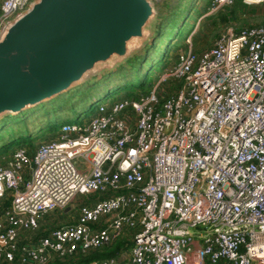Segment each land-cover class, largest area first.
Here are the masks:
<instances>
[{
	"label": "built area",
	"instance_id": "2783aa9c",
	"mask_svg": "<svg viewBox=\"0 0 264 264\" xmlns=\"http://www.w3.org/2000/svg\"><path fill=\"white\" fill-rule=\"evenodd\" d=\"M33 1L2 0L0 34ZM78 195L90 202L77 222L40 236L41 218ZM124 236L131 264H264V24L179 53L148 92L0 157V264H49Z\"/></svg>",
	"mask_w": 264,
	"mask_h": 264
},
{
	"label": "rangeland",
	"instance_id": "374dc122",
	"mask_svg": "<svg viewBox=\"0 0 264 264\" xmlns=\"http://www.w3.org/2000/svg\"><path fill=\"white\" fill-rule=\"evenodd\" d=\"M151 1L155 13L145 28V35L131 40L126 59L114 57L99 64L89 79L68 91L18 114L0 117V157H9L21 147L31 152L36 146L57 139L65 124L89 122L101 105L140 96L142 92L136 87V79L148 73L150 67L151 89L176 63L179 53L191 47L197 53L210 49L229 28L237 31L264 24V3L248 4L249 8L232 15L228 7L212 12V0ZM163 27L157 43L150 46ZM132 79H135L133 83ZM88 202L89 196L78 195L68 208L49 212L44 219L47 229L75 224L80 205ZM125 258L119 264H130L128 253Z\"/></svg>",
	"mask_w": 264,
	"mask_h": 264
},
{
	"label": "water",
	"instance_id": "95a60500",
	"mask_svg": "<svg viewBox=\"0 0 264 264\" xmlns=\"http://www.w3.org/2000/svg\"><path fill=\"white\" fill-rule=\"evenodd\" d=\"M155 13L151 0H34L0 34V117L18 114L129 56Z\"/></svg>",
	"mask_w": 264,
	"mask_h": 264
},
{
	"label": "trees",
	"instance_id": "16d2710c",
	"mask_svg": "<svg viewBox=\"0 0 264 264\" xmlns=\"http://www.w3.org/2000/svg\"><path fill=\"white\" fill-rule=\"evenodd\" d=\"M250 6L247 3H244L243 0H237V2L231 6L228 7L226 9H229L228 13H231L232 15L239 11V10H245L246 8H249ZM165 27V25H164ZM164 27L162 28L161 31H159V33H157L154 38V42L153 44H149L150 46L155 45L157 43L156 38H158L160 36V34L162 33ZM168 52V51H166ZM169 53V52H168ZM152 67H150V69H148V73H146L145 75H143L142 77H140L137 81L136 87L138 90H140V93H146L150 90V84H149V74H150V70ZM135 81V79L131 80V83H133ZM37 147V146H36ZM36 149V148H35ZM35 149H32V151L30 152L31 154L34 153ZM126 248V243L122 242V241H118V243H114L110 246L104 247L102 249L99 250H92L87 254H83V253H77L76 255L67 258V259H57L53 262H50L49 264H88L94 260H98V259H102V258H107V257H114L117 256L119 254V252L122 249Z\"/></svg>",
	"mask_w": 264,
	"mask_h": 264
},
{
	"label": "crops",
	"instance_id": "0c3cea01",
	"mask_svg": "<svg viewBox=\"0 0 264 264\" xmlns=\"http://www.w3.org/2000/svg\"><path fill=\"white\" fill-rule=\"evenodd\" d=\"M10 204V201H6V203H5V205L7 206V205H9ZM47 215V214H46ZM46 215L44 216V217H42L41 218V220H40V236H43L44 234H46L47 232H48V230H50V229H52V228H50V229H47V227H46V223H45V218H46ZM60 227V226H59ZM56 228V227H55ZM120 241H122V242H124V243H126V248L125 249H122L120 252H119V254L117 255V256H114V257H117V259H118V264L122 261V260H125L126 258V254L128 253V260H129V262H130V264H131V260H130V248H131V246H132V241H131V239H130V237H128V236H124L123 238H121V240ZM119 241V242H120ZM114 243H118V240L116 241V242H114ZM113 243V244H114ZM112 245V244H111ZM110 246V245H109ZM105 247H107V246H105ZM104 248V247H103ZM102 249V248H101ZM97 250H99V249H97ZM94 251V250H93ZM89 253V252H88ZM84 254V253H83ZM87 254V253H86ZM108 258V257H107ZM102 259H104V258H102ZM55 260H57V259H54L53 261H55ZM53 261H51V262H53ZM89 264V263H88Z\"/></svg>",
	"mask_w": 264,
	"mask_h": 264
}]
</instances>
